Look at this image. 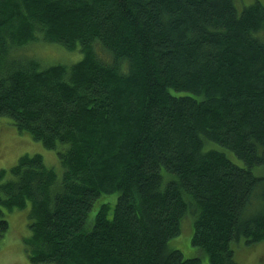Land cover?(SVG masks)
<instances>
[{
  "label": "trees",
  "instance_id": "obj_1",
  "mask_svg": "<svg viewBox=\"0 0 264 264\" xmlns=\"http://www.w3.org/2000/svg\"><path fill=\"white\" fill-rule=\"evenodd\" d=\"M38 36L81 58L11 55ZM0 117L62 168L0 170V239L28 207L31 264H200L168 247L191 219L208 264L264 241L259 1L0 0Z\"/></svg>",
  "mask_w": 264,
  "mask_h": 264
},
{
  "label": "rangeland",
  "instance_id": "obj_2",
  "mask_svg": "<svg viewBox=\"0 0 264 264\" xmlns=\"http://www.w3.org/2000/svg\"><path fill=\"white\" fill-rule=\"evenodd\" d=\"M254 1H259L264 5V0H234L238 12H241L245 6ZM11 55L23 60H37L42 67L54 64L71 65L81 58V53L78 49L68 51L57 43H49L40 39V36L37 37L35 42L18 48ZM34 154H40L44 164L53 168L58 175H61L62 168L54 150L44 148L41 142L32 139L26 133H19L10 124L8 118L0 117V170L9 169L15 165L22 155ZM236 162L239 163L238 161ZM115 199V197H112L111 200L114 201ZM27 212L28 207L12 212L3 211V218L8 223V230L3 238L0 239V264H31L23 244V239L28 237L30 233ZM189 222L183 221L180 235L169 240L168 247L180 250L184 258L199 257L200 264H208L207 256L199 254L197 252L198 249L191 245L192 219ZM234 249V258L238 264H264V241L252 246H245L241 242Z\"/></svg>",
  "mask_w": 264,
  "mask_h": 264
},
{
  "label": "bare ground",
  "instance_id": "obj_3",
  "mask_svg": "<svg viewBox=\"0 0 264 264\" xmlns=\"http://www.w3.org/2000/svg\"><path fill=\"white\" fill-rule=\"evenodd\" d=\"M80 50V49H79ZM18 52V51H17ZM20 55V54H19ZM5 210V209H4ZM3 212V211H2ZM34 221V220H33Z\"/></svg>",
  "mask_w": 264,
  "mask_h": 264
}]
</instances>
